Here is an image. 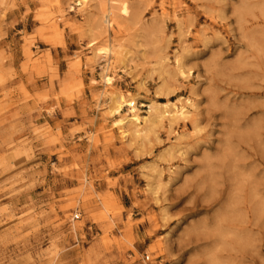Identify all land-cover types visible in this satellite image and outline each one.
I'll use <instances>...</instances> for the list:
<instances>
[{
  "label": "rangeland",
  "instance_id": "rangeland-1",
  "mask_svg": "<svg viewBox=\"0 0 264 264\" xmlns=\"http://www.w3.org/2000/svg\"><path fill=\"white\" fill-rule=\"evenodd\" d=\"M0 264H264V0H0Z\"/></svg>",
  "mask_w": 264,
  "mask_h": 264
},
{
  "label": "bare ground",
  "instance_id": "bare-ground-1",
  "mask_svg": "<svg viewBox=\"0 0 264 264\" xmlns=\"http://www.w3.org/2000/svg\"><path fill=\"white\" fill-rule=\"evenodd\" d=\"M104 22L110 24V19L108 18V16H105ZM103 80L106 84H112V77L110 75L103 74ZM123 106H128L129 109V121L131 122V124H133L134 126H138L142 119L140 118L137 109L135 108V101L133 100V98H131L130 100H126L123 96H119L118 99L116 100V104H115V111L119 112ZM164 114L166 115H171L172 117H176V116H182L184 114V107L183 106H175L172 110L170 111H164ZM125 119L126 118H121L119 119L116 123L118 125H123L125 123ZM121 129V127H120ZM206 190L203 191V193H205ZM200 196L199 190H198V197ZM199 203V201H196L193 206H197V204ZM200 237H198V235H189L187 237V241L186 243H191L193 240H199ZM186 245V244H185Z\"/></svg>",
  "mask_w": 264,
  "mask_h": 264
}]
</instances>
